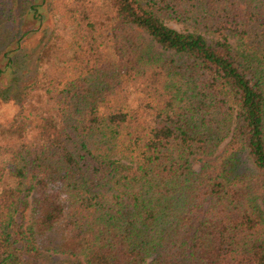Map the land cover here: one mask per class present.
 <instances>
[{"label": "trees", "instance_id": "1", "mask_svg": "<svg viewBox=\"0 0 264 264\" xmlns=\"http://www.w3.org/2000/svg\"><path fill=\"white\" fill-rule=\"evenodd\" d=\"M57 1L0 0L5 93L67 70L0 147V264H264V0Z\"/></svg>", "mask_w": 264, "mask_h": 264}, {"label": "rangeland", "instance_id": "2", "mask_svg": "<svg viewBox=\"0 0 264 264\" xmlns=\"http://www.w3.org/2000/svg\"><path fill=\"white\" fill-rule=\"evenodd\" d=\"M71 1L72 0H58L57 4L59 6L57 5V7H59V10L56 9L53 11V13H55V17H60L61 7H63V5L65 6L66 4L70 5ZM41 8H44V11L46 9L45 5H42ZM40 11L43 14V10L41 9ZM47 14L49 16L48 12ZM47 18V20L40 22L38 21V17H33L30 11L28 14H25L20 23V29L24 33H26V30L29 31L26 33V35H23L20 38V42L24 43L27 48H33V50L35 49L34 51H37L39 41L41 40L45 42L46 40V37H43V35L46 36L45 33L53 28L54 20H52V18L50 19L49 17ZM62 22L66 23L65 20ZM38 23L40 24L39 27L37 26ZM63 23L61 24L60 29H58V32L69 37L68 26ZM167 25L175 29H180V26L173 22H167ZM44 29L47 31L45 32ZM48 41L52 44L57 43L56 39L53 38L49 39ZM59 47L64 48V46ZM59 47L53 49L55 51V58L54 53H50L46 49L45 51L47 52L45 54L41 53V57L40 54H38V60L36 62L38 64H35L30 69L20 70L21 75L18 76L20 80L16 82L19 89H17L14 93H5L6 87L9 84V80L12 79L14 70L12 68L4 70L3 67L5 61L2 58L0 59V147H10L22 144L25 141V134H32L33 130L31 126L34 125V119L40 117V113L45 108V104H47L45 101L44 91L51 83L49 78L53 76L55 79L61 80L67 74L66 69H61L60 72H57L52 65L54 61L55 63L61 64L60 60H56L57 54L59 56L62 55L59 51ZM34 72H36L38 75L31 76ZM23 87L26 88L23 89ZM16 116L26 120L30 124L29 130L23 135L18 136L17 134L11 133L8 130L9 122L13 117Z\"/></svg>", "mask_w": 264, "mask_h": 264}]
</instances>
